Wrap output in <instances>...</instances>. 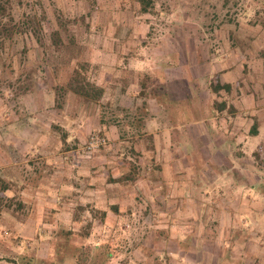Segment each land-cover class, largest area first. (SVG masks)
<instances>
[{
  "label": "rangeland",
  "instance_id": "1",
  "mask_svg": "<svg viewBox=\"0 0 264 264\" xmlns=\"http://www.w3.org/2000/svg\"><path fill=\"white\" fill-rule=\"evenodd\" d=\"M153 2L142 13L136 0H0V259L74 264L67 245L103 241L112 247L108 264H169L168 253L180 252L178 247L191 255H180L177 264H264V220L254 223L257 239L237 232L230 244H221L232 234L212 220L206 171L200 168L194 181L188 177V160L195 167L205 162L208 140L224 120L248 131L262 114L254 109L264 106V65L258 66L264 63V0ZM157 62L165 71L164 103H143L148 96H138L137 87L157 86ZM108 71L117 73V82L106 83ZM216 76L229 84L228 92L210 90ZM116 87L126 110L110 104ZM99 89L102 100L103 93L93 97ZM223 102L224 113L211 115ZM160 103L164 114L150 120L154 130L162 121L169 126L173 110L178 121L185 120L171 132L173 141L179 133L183 143L177 208L162 220L158 211L144 212L139 201L131 216L100 231L99 215L82 204L69 208L63 192L73 185L83 196L86 179L116 168L133 180L157 174L146 157L155 133L146 135L144 122L133 116L145 120L144 110ZM109 123L115 125L111 130ZM130 123L133 130H126ZM94 135L104 137V144L91 147ZM100 159L106 163L97 168ZM213 233L220 243L212 244Z\"/></svg>",
  "mask_w": 264,
  "mask_h": 264
},
{
  "label": "crops",
  "instance_id": "2",
  "mask_svg": "<svg viewBox=\"0 0 264 264\" xmlns=\"http://www.w3.org/2000/svg\"><path fill=\"white\" fill-rule=\"evenodd\" d=\"M244 62L245 61H242V64ZM263 65L264 63L261 61L258 66L262 67ZM101 67L104 68L103 65ZM158 67L160 66H157L156 70H158ZM105 69L107 68L105 67ZM156 70L152 67V72L154 74L153 78H155L156 75L162 77L163 72L165 71L163 70L161 74L159 71L156 72ZM108 72L110 81H107L106 83L117 82L118 79L113 78L114 76H117V73L113 71ZM220 82L226 83L223 80H220ZM119 88L120 89L116 87L113 91V95L110 96V104H115L118 107L121 105L122 108H124L126 104H121L123 95L121 94V87ZM122 88L126 89V86H123ZM137 89L139 90V86ZM132 92L135 93V91ZM102 93L101 100L103 99L105 92L102 91ZM151 97L153 96L148 95V100L147 97H145L144 101L146 100L147 103H149L152 99L157 100L156 98ZM161 106L162 104L160 103L156 110L151 108L144 110L146 112L144 114L148 117L143 120L144 128L150 132L146 135L151 134V132L155 133L150 137L152 140L150 149L152 150L148 152L146 157L148 158V162L152 164L148 168L149 171L152 169L154 171L158 170L157 174L153 172L151 175L148 174V177H142L141 181L140 179L133 180V174L126 173L124 175V172H122L121 169L116 168L107 171L104 175L100 174V176L86 179L88 182L85 184L86 191L83 196L79 193L77 194L73 192L75 190L77 191L73 185H70L68 190L63 192L64 196L68 198L65 201L69 208H74L77 204H82L85 206L86 209L84 210L86 212L88 210L87 208H89L99 215L100 225H98V227L100 228V231L104 228L112 230L114 227L113 221H120V218L124 217V215L131 216L130 213L136 210V206L140 203L139 201L144 202V212L147 210L150 212L158 211L162 220L166 219L167 213L177 208V203L179 202L178 196L181 195L182 191V180L180 174H178L180 170L178 169L177 163L181 164L184 162V159L181 156L183 143L179 139V133L177 139L173 141L171 132L175 131L176 133L180 131L182 125L170 122L168 126L165 121H162V123H159L157 130H154L150 120L155 119L160 114H164V108ZM127 108L128 107H125L124 109L126 110ZM172 110L173 109H171V111ZM224 111L225 110L217 112L216 110H212L211 113L215 112V116H217L219 113H224ZM173 112L174 113H171V115H176L177 111L173 110ZM257 112H261L262 114H258L259 117L258 115H255V119L253 120L254 123H252L250 127L251 129L252 126L255 125L256 134H250V129L246 131L245 129L243 130L242 127H232L224 120V123L221 124L222 130L220 133H216L217 135L214 136L212 140H208L205 162L195 167L193 166V163L188 160L190 163L189 166L192 168V173L188 175L190 181L195 180L196 174L200 171V168H203L206 171V185L204 190L211 197L210 211L212 213L213 222L216 223V226L222 229V233L227 232L228 234H232L231 237L226 239L228 237L227 235L225 241L223 240L221 244H230L231 240L233 241L235 239V233L237 232L244 234V239L247 238L250 242L253 239H257V232L254 230V223L259 221L260 218L261 220H264V185L261 186L259 184L260 180H264V106L255 107L254 113ZM97 116L100 124L103 125L104 118H102L100 113L97 114ZM130 124L126 126V130H133V128L129 126ZM108 125H106L108 126V130L115 127L112 123H109ZM104 129L106 131V128ZM232 132L233 134H231ZM216 137L219 139H216ZM126 143H128V141ZM166 149H169L168 151L172 152L168 154ZM231 149L234 156L231 155ZM100 162L104 164L106 163L104 159H100V161H97L95 164L98 165L97 168L100 167ZM246 164L249 165V170L246 167ZM113 170L116 171L113 172ZM127 170L128 172H131L130 169ZM250 178L253 179V182L249 181ZM247 180L248 182H246ZM58 195H60V193ZM58 195L56 194L55 196L62 199V196ZM77 198L81 200V203H76L77 201L75 200ZM59 199L55 198L53 200L55 204L56 202L58 203L57 200ZM155 205H157L156 208H154ZM123 212L126 214H123ZM93 221L96 222L95 220ZM250 221L253 224L252 226H250ZM176 222V220H173L172 224ZM125 226H127V224H125ZM175 226V224L171 225L172 228H175ZM213 236L216 240H214L212 244L220 243L218 241L219 237L214 233ZM170 238H174V243L178 245L179 241L177 240V236H170ZM110 241L113 242L112 239H110ZM100 243H103V241ZM178 250H180V252L168 253V255L171 256L168 260L169 264H177L176 258H178V261L180 262L183 260L181 256L191 255L189 250L181 251L179 247ZM215 256L216 253L212 252V259H214ZM251 256L255 258L256 255L254 253L251 254ZM251 256L244 255V260L251 259ZM226 258L225 255H218L217 257L218 260H225ZM163 261H165V259Z\"/></svg>",
  "mask_w": 264,
  "mask_h": 264
},
{
  "label": "trees",
  "instance_id": "3",
  "mask_svg": "<svg viewBox=\"0 0 264 264\" xmlns=\"http://www.w3.org/2000/svg\"><path fill=\"white\" fill-rule=\"evenodd\" d=\"M136 2L139 4V7L142 13H147L148 10L154 4L153 0H136ZM157 66H160V67H158V70H156V72L159 71V73H161L162 69H164V66L162 65L161 62H157ZM185 81H188V80H185ZM153 82H156L157 86H155L151 91H145V87H143L142 85L139 87V92L137 93V95L140 97L151 95L154 98H156L157 101L164 103V101H161L159 97L161 96L160 92L163 91L164 89L163 80L161 79L160 75H156ZM188 82H191V80H189ZM209 86H210V90L215 94H218L220 91L228 92L230 90L229 84L221 83L220 80L217 79V76L216 78H213L210 81ZM96 92H97L96 96H93L94 99L98 98L102 94V90L99 89V90H96ZM78 93L80 94V91H78ZM87 94L88 93L86 92V96ZM143 103H145V101H143ZM143 106H145V104H143L142 107ZM225 107L226 105L223 102L221 103L220 106L212 107V110L221 112L222 110L225 109ZM171 113H174V112L172 111ZM211 115H213V113H211ZM176 116H178V113H176V115L172 114L170 118V121L173 124L175 123V124L182 125L183 123H185V120L183 121L176 120ZM133 119L135 120L134 122H142L143 116L140 113H137L136 115L133 116ZM191 120H194V119L191 118ZM131 125L132 124H130L129 126ZM250 134L252 135L256 134L255 125L252 126V128L250 129ZM67 248H68L69 253L74 258V264H108L113 254L111 244L109 243H99V244H94V245L82 244L79 246L67 245ZM0 260H5L12 264H19L18 263L19 261L21 262V264H31V261H32V259H28L26 257H21L20 259L1 258Z\"/></svg>",
  "mask_w": 264,
  "mask_h": 264
},
{
  "label": "built area",
  "instance_id": "4",
  "mask_svg": "<svg viewBox=\"0 0 264 264\" xmlns=\"http://www.w3.org/2000/svg\"><path fill=\"white\" fill-rule=\"evenodd\" d=\"M90 146L91 147H95V146H99V145H102V144H104V142H105V139H104V137H101V136H99V135H94V136H92L91 138H90Z\"/></svg>",
  "mask_w": 264,
  "mask_h": 264
}]
</instances>
